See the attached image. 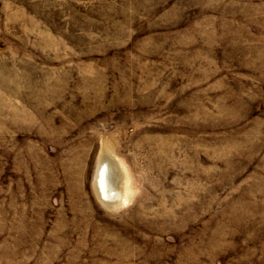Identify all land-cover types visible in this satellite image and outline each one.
I'll return each mask as SVG.
<instances>
[{
  "label": "rangeland",
  "instance_id": "rangeland-1",
  "mask_svg": "<svg viewBox=\"0 0 264 264\" xmlns=\"http://www.w3.org/2000/svg\"><path fill=\"white\" fill-rule=\"evenodd\" d=\"M0 264H264V0H0Z\"/></svg>",
  "mask_w": 264,
  "mask_h": 264
},
{
  "label": "bare ground",
  "instance_id": "bare-ground-1",
  "mask_svg": "<svg viewBox=\"0 0 264 264\" xmlns=\"http://www.w3.org/2000/svg\"><path fill=\"white\" fill-rule=\"evenodd\" d=\"M100 166L101 167H100L99 172H98L96 185H97L98 191H100V193L103 196H106V195H108V192H109L107 178H108V173H109L110 168L107 166L106 163H102ZM103 203H104V201H103Z\"/></svg>",
  "mask_w": 264,
  "mask_h": 264
}]
</instances>
